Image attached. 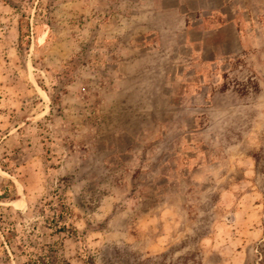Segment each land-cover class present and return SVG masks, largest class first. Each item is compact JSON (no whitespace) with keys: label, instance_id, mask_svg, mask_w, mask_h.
<instances>
[{"label":"rangeland","instance_id":"obj_1","mask_svg":"<svg viewBox=\"0 0 264 264\" xmlns=\"http://www.w3.org/2000/svg\"><path fill=\"white\" fill-rule=\"evenodd\" d=\"M0 220L54 263L264 264V0H0Z\"/></svg>","mask_w":264,"mask_h":264},{"label":"trees","instance_id":"obj_2","mask_svg":"<svg viewBox=\"0 0 264 264\" xmlns=\"http://www.w3.org/2000/svg\"><path fill=\"white\" fill-rule=\"evenodd\" d=\"M19 34L22 36L21 27H19ZM55 197L60 200L59 209H57L55 205L51 204V202L45 201L42 203L39 212L40 214H44L46 211L50 212L48 216L43 217V222H45V225H48L56 233L69 232L70 226H68L67 222L64 220V217L68 214L67 208L61 197L58 195ZM0 225L3 236L5 237L7 243L12 246V253L22 259L23 262L20 264H68L65 261L61 263H54L57 257L55 252L51 250V247L48 249H37L36 246L32 244L33 231H30V229L28 231L23 230L17 238L18 233L12 223L0 220ZM31 229H34V225L31 226Z\"/></svg>","mask_w":264,"mask_h":264}]
</instances>
